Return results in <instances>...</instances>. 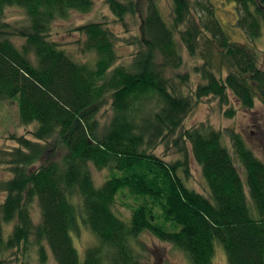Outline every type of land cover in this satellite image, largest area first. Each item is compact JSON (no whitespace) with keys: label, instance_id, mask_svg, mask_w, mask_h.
I'll return each mask as SVG.
<instances>
[{"label":"trees","instance_id":"16d2710c","mask_svg":"<svg viewBox=\"0 0 264 264\" xmlns=\"http://www.w3.org/2000/svg\"><path fill=\"white\" fill-rule=\"evenodd\" d=\"M170 1L171 24L159 0H143V8L138 0H105L121 23L140 16L142 36L126 40L137 51L125 64L108 22L72 29L87 61L51 38L56 21L90 13L93 0H0V104L16 102L20 123L35 125L31 139L11 136L17 146L0 152L12 174L0 180V264L29 245L38 264H47V248L57 264H147L144 233L191 264H213L216 242L228 264H264V162L235 131L228 132L230 148L224 131L208 123L184 127L203 98L228 105L230 91L244 108L257 99L264 105L255 47L264 33V0H226L245 43L231 39L212 0ZM11 8L21 11V22L7 21ZM184 49L201 61L192 67L200 81L187 93L192 74L177 72ZM105 106L110 118L102 123ZM161 145L176 147L181 158L166 161L155 152ZM191 156L208 195L187 186ZM93 168L109 172L99 187ZM118 198L134 200L126 203L128 221L115 211ZM80 224L99 241L84 259L74 240Z\"/></svg>","mask_w":264,"mask_h":264},{"label":"rangeland","instance_id":"374dc122","mask_svg":"<svg viewBox=\"0 0 264 264\" xmlns=\"http://www.w3.org/2000/svg\"><path fill=\"white\" fill-rule=\"evenodd\" d=\"M94 8L90 13L83 14L79 12H72L67 20L56 21L53 25V31L51 38L58 42L61 46H64L69 51H72L75 56L80 60H90L91 55H84L80 52L79 40L82 38L78 32L72 31L76 26L83 25L88 22H108L111 29L120 37L118 41V54L120 55V63L128 64L133 60V54L137 51V47L128 45L126 40H129L132 36H142L140 31V16L138 17H126L125 24L117 21L115 16L109 9L105 0H93ZM138 0L140 6L143 8L144 4ZM216 7V17L222 23L226 31L229 32L233 41L245 43L247 39L243 32L235 26L236 13L233 3H228L226 0H212ZM161 11L171 24L173 19L172 3L170 0H159ZM199 18L201 13H195ZM7 21L12 23L21 22L23 16L21 11L16 8L8 9ZM18 45L22 44L21 39H16ZM258 55L259 65L264 69V33L262 37L255 44ZM184 66L177 72H191V79L185 92L195 88L199 83L200 78L192 70V67L196 64H200L201 61H197L195 58L189 56L186 49L183 50ZM172 73V72H171ZM229 104L221 105L219 100L214 97L203 98L197 104L194 111L186 118L184 122L185 128H190L200 123H208L214 129L224 131V141L231 148V139L228 136L229 131H235L243 136L247 145L252 149L254 154L264 162V105L257 99L255 107L253 109L244 108L240 101L229 91ZM235 110L234 117H228L226 112L229 110ZM102 123H106L110 118V112L107 111L105 106L100 115ZM35 125L24 126L20 123L18 115V106L16 102L5 101L0 104V152L13 149L17 146L15 140L11 136H26L31 139L30 132L34 129ZM191 148V146H189ZM157 155L164 158L168 162H173L181 158V155L177 151L176 147L167 145H161L155 151ZM93 177L96 185L99 187L103 181L109 176L108 170L92 169ZM12 174L8 169V165L5 162V156L0 154V180L11 178ZM187 186L195 189L196 191L208 195V187L202 176L200 166L195 162L191 156L190 162V176L186 180ZM5 194L0 193V200L4 199ZM135 205L132 199H117L115 205L116 213L123 219L129 220L131 217V208L126 203ZM31 215L34 223L40 221L39 206L36 202L31 205ZM8 229H10L8 227ZM75 245L79 251L80 257L85 258L87 249L99 245L98 238L91 232L86 226L80 224L78 233L74 234ZM140 240H142L147 248V252L144 255V261L147 264H191L187 256L174 248L171 244L163 242L155 236L149 233H144ZM47 248V246H46ZM25 249V248H23ZM21 250L19 252H9L2 256L7 258V264H22L25 260L31 264H38L37 248L34 245H29L28 249ZM48 262L47 264H57L53 258L51 252L47 248ZM213 264H228L227 257L223 247L216 242L215 243V257Z\"/></svg>","mask_w":264,"mask_h":264}]
</instances>
